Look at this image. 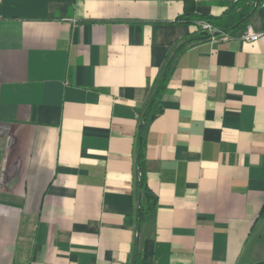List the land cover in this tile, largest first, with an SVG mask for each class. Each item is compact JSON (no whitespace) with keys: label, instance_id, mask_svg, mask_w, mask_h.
Segmentation results:
<instances>
[{"label":"crops","instance_id":"0c3cea01","mask_svg":"<svg viewBox=\"0 0 264 264\" xmlns=\"http://www.w3.org/2000/svg\"><path fill=\"white\" fill-rule=\"evenodd\" d=\"M233 1L0 0V264H264V0L175 22Z\"/></svg>","mask_w":264,"mask_h":264},{"label":"trees","instance_id":"16d2710c","mask_svg":"<svg viewBox=\"0 0 264 264\" xmlns=\"http://www.w3.org/2000/svg\"><path fill=\"white\" fill-rule=\"evenodd\" d=\"M263 0H235L233 2L226 4V11L218 17L212 16H198L193 11L186 10L183 14L178 17L175 22L184 24H195L198 28L200 36L208 40L209 36L200 30V21H205L211 24L214 28L227 33L232 38H239L247 28L249 19L254 13L258 5ZM167 67L165 68L162 77L163 80L167 73ZM162 80V83H163ZM160 84V88L163 86ZM157 94L149 102V109L154 108V113L159 112V105L157 102ZM147 112V110H146ZM143 127L140 128L137 139H136V151H135V164H136V195L138 201H140L139 206H135L131 218L133 219L135 225H138L141 220L148 213L152 212L156 208L157 199L156 196L148 189L144 173L142 170V156H143V141H142V131ZM130 264H146L143 260L139 251L134 248L133 257Z\"/></svg>","mask_w":264,"mask_h":264},{"label":"built area","instance_id":"2783aa9c","mask_svg":"<svg viewBox=\"0 0 264 264\" xmlns=\"http://www.w3.org/2000/svg\"><path fill=\"white\" fill-rule=\"evenodd\" d=\"M200 30L209 36L210 41H226L232 39L227 33H224L216 28H214L211 24L205 21H200ZM262 36V33H255L251 29H246L244 33L239 37L240 40L245 42H255Z\"/></svg>","mask_w":264,"mask_h":264},{"label":"water","instance_id":"95a60500","mask_svg":"<svg viewBox=\"0 0 264 264\" xmlns=\"http://www.w3.org/2000/svg\"><path fill=\"white\" fill-rule=\"evenodd\" d=\"M140 201L137 202V206H139Z\"/></svg>","mask_w":264,"mask_h":264}]
</instances>
